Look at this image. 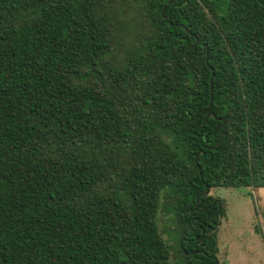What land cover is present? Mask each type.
Masks as SVG:
<instances>
[{"label": "trees", "instance_id": "16d2710c", "mask_svg": "<svg viewBox=\"0 0 264 264\" xmlns=\"http://www.w3.org/2000/svg\"><path fill=\"white\" fill-rule=\"evenodd\" d=\"M168 1L0 0V264H218L195 199L264 189V0Z\"/></svg>", "mask_w": 264, "mask_h": 264}, {"label": "rangeland", "instance_id": "374dc122", "mask_svg": "<svg viewBox=\"0 0 264 264\" xmlns=\"http://www.w3.org/2000/svg\"><path fill=\"white\" fill-rule=\"evenodd\" d=\"M209 195L220 200L224 210L217 228L218 264H264V189L220 188ZM166 218L163 212L157 215L160 230H166ZM162 238L167 240V234Z\"/></svg>", "mask_w": 264, "mask_h": 264}, {"label": "water", "instance_id": "95a60500", "mask_svg": "<svg viewBox=\"0 0 264 264\" xmlns=\"http://www.w3.org/2000/svg\"><path fill=\"white\" fill-rule=\"evenodd\" d=\"M173 1H174V0H169L168 3H167V5H168V4H171ZM211 77H212V73H211V75H210V82H211ZM209 89H211V86H209ZM210 101H211V94L209 95V103H210ZM205 112H206V109L203 110V113H205ZM209 115H210L209 113L205 114L204 118H207ZM204 188H205L204 191L201 192V193H199V194L196 196V199H195V203H196V205L198 204V197H199V196H201V195H208L209 192H210V190H209V188H208L207 186H205Z\"/></svg>", "mask_w": 264, "mask_h": 264}, {"label": "crops", "instance_id": "0c3cea01", "mask_svg": "<svg viewBox=\"0 0 264 264\" xmlns=\"http://www.w3.org/2000/svg\"><path fill=\"white\" fill-rule=\"evenodd\" d=\"M225 263H227V260L225 261Z\"/></svg>", "mask_w": 264, "mask_h": 264}]
</instances>
